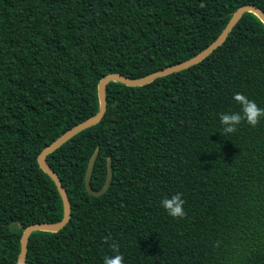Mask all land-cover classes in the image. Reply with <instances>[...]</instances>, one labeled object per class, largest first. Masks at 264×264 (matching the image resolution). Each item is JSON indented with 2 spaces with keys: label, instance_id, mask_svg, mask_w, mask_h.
<instances>
[{
  "label": "trees",
  "instance_id": "16d2710c",
  "mask_svg": "<svg viewBox=\"0 0 264 264\" xmlns=\"http://www.w3.org/2000/svg\"><path fill=\"white\" fill-rule=\"evenodd\" d=\"M264 0H0V264H17L24 230L63 219L38 156L99 111L98 85L188 61L232 15ZM241 92L264 108V24L245 14L200 64L144 87L110 83L107 113L47 161L72 205L59 233L37 232L26 264H264V119L221 136ZM98 152L91 185L89 161ZM181 193L186 216L160 207Z\"/></svg>",
  "mask_w": 264,
  "mask_h": 264
},
{
  "label": "water",
  "instance_id": "95a60500",
  "mask_svg": "<svg viewBox=\"0 0 264 264\" xmlns=\"http://www.w3.org/2000/svg\"><path fill=\"white\" fill-rule=\"evenodd\" d=\"M254 14L263 24H264V11L254 5H246L238 9L231 17L227 26L225 27L222 34L218 37V39L210 45L206 50L195 56L194 58L180 63L176 66L169 67L167 69L155 72L146 77L133 79L121 74H112L104 79H102L98 85V98H99V111L98 113L86 120L85 122L75 126L71 130L67 131L60 138H58L55 142H53L49 147L45 148L41 154L38 156V163L41 170L47 174L50 179L54 182L59 192V195L62 199L64 215L63 219L57 223H37L27 227L21 238V251L18 258L17 264H26L27 255H28V245L30 241V237L32 234L37 232H46V233H59L62 231L70 222L72 216V205L69 199V195L63 186V183L56 172L49 165L47 158L57 150H59L63 145L68 143L70 140L83 133L84 131L91 129L102 122L106 113H107V88L110 83L116 82L123 84L128 87H144L147 86L157 79L167 77L169 75L179 73L185 70H188L201 62L207 59L210 55H212L217 49H219L225 41L229 38L230 34L243 18L245 14ZM98 158V152H95L89 161V165L87 168L86 176H85V186L87 192L96 198L102 197L109 190L112 180H113V168L112 163L108 161V174L105 181L104 186L99 191H94L91 185L92 175L94 172V168L96 165V161Z\"/></svg>",
  "mask_w": 264,
  "mask_h": 264
},
{
  "label": "clouds",
  "instance_id": "9594fccd",
  "mask_svg": "<svg viewBox=\"0 0 264 264\" xmlns=\"http://www.w3.org/2000/svg\"><path fill=\"white\" fill-rule=\"evenodd\" d=\"M232 100L239 105L238 112H225L219 114L220 135L225 137L234 134L242 122L255 128L262 119H264V108L249 99L241 92H234ZM185 200L181 193H174L166 196L160 201V207L168 217L172 219H183L186 216L184 208ZM113 255H105L103 264H124V256L120 253L117 245H111Z\"/></svg>",
  "mask_w": 264,
  "mask_h": 264
},
{
  "label": "rangeland",
  "instance_id": "374dc122",
  "mask_svg": "<svg viewBox=\"0 0 264 264\" xmlns=\"http://www.w3.org/2000/svg\"><path fill=\"white\" fill-rule=\"evenodd\" d=\"M12 229L8 228L0 232V239L7 240L11 237Z\"/></svg>",
  "mask_w": 264,
  "mask_h": 264
}]
</instances>
